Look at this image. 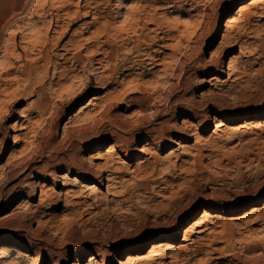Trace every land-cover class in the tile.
Segmentation results:
<instances>
[{
    "label": "rangeland",
    "instance_id": "374dc122",
    "mask_svg": "<svg viewBox=\"0 0 264 264\" xmlns=\"http://www.w3.org/2000/svg\"><path fill=\"white\" fill-rule=\"evenodd\" d=\"M250 1H24L0 30V241L39 264H264V126L241 128L264 122V4L237 15ZM231 17L243 46L221 43ZM109 147L121 161L102 173L90 157ZM176 233L184 251L147 258Z\"/></svg>",
    "mask_w": 264,
    "mask_h": 264
},
{
    "label": "bare ground",
    "instance_id": "6f19581e",
    "mask_svg": "<svg viewBox=\"0 0 264 264\" xmlns=\"http://www.w3.org/2000/svg\"><path fill=\"white\" fill-rule=\"evenodd\" d=\"M6 1V9L2 15V17L0 18V30L3 29H12V22L13 20L18 16L19 13L21 12H25V3L24 1L27 0H5ZM34 3H38V0H33ZM264 0H251L250 2H248L247 4L242 5L241 7H239L238 16H246L248 18V20L252 19L251 17L254 15L258 14V6L260 4H264L263 3ZM28 3V2H26ZM30 4V3H29ZM0 6L2 7V5L0 4ZM35 7H37V5H35ZM79 7V6H78ZM88 7V6H87ZM59 10V9H58ZM21 13V14H23ZM27 13V12H25ZM79 13V12H77ZM1 15V14H0ZM131 15H129L130 17ZM61 17V16H60ZM132 20V19H131ZM238 20L236 17H231L229 19V21L227 22L226 25V31L222 37V41L221 43L224 44H231L234 43L236 45L239 46H243L242 44H244L245 40L243 41L244 37H233L232 35V29L233 27H236ZM249 22V21H248ZM130 22H127L126 26H124L123 28H125V30H128L131 25ZM158 27V24H157ZM159 28V27H158ZM157 29V28H156ZM24 31V30H23ZM154 31V30H153ZM170 32V31H169ZM94 33V32H93ZM156 33V32H155ZM92 34V33H91ZM240 37V38H239ZM58 38V37H57ZM34 43L40 44V45H44L45 42L39 39H34ZM5 41V40H4ZM80 41V40H79ZM81 42V41H80ZM30 46V45H29ZM34 46V45H33ZM45 46V45H44ZM172 46V45H171ZM32 47V46H31ZM67 47V46H66ZM13 48V47H12ZM179 48V47H178ZM44 52V51H43ZM174 52V51H173ZM5 56L7 57V55L9 54V49L8 47L5 49L4 51ZM242 53V52H241ZM46 54V53H45ZM40 55L42 56L43 54L40 52ZM47 55V54H46ZM173 55V54H172ZM48 57V56H46ZM61 58H64V55H60ZM79 57V56H78ZM48 59V58H47ZM165 59V58H164ZM64 60V59H63ZM234 63V62H233ZM217 65V64H216ZM163 68H166L165 63L163 62L161 65ZM232 67V66H231ZM235 69V68H234ZM115 70V69H114ZM232 70V69H231ZM213 81V79L211 80ZM105 95V94H104ZM102 98V97H101ZM109 98V97H108ZM99 97H92V99H90L85 105H83L82 107H80V109L77 111V113H75L73 115V117L71 119H79L82 115H84L91 106H95L94 104L95 101H98ZM101 101V100H100ZM99 101V102H100ZM108 101V100H107ZM92 109V108H91ZM188 121L185 120L183 122L184 126H190L187 123ZM264 126V122L260 123L259 121H246L242 124L241 128H245L248 129L249 127L253 126V125H261ZM15 125H17L15 123ZM14 125V126H15ZM224 127L222 121H218V123L216 124V131L214 132V135H217V132ZM185 128V127H184ZM256 128V127H255ZM183 131V130H182ZM6 139V137H3V141L1 143L0 146V151H2L3 149V144H4V140ZM14 144H17L18 142V137L14 136ZM163 140H168L169 141V137L167 136H162ZM179 148L181 147V144L179 143H175ZM16 146V145H15ZM21 148V147H20ZM141 152L144 154V156H147V154L149 153V149H148V145H146V147L144 149L141 150ZM17 154H19V149H17V147H14L13 152H12V156L15 157ZM90 160L92 161H99V160H104L105 164L104 165H96L95 168H97V170L99 172H110L113 173L114 172V168H116L117 165L120 164L121 161V157L117 154L116 150L114 147H109L107 148L105 151H103L102 153H98L96 155V157H90ZM149 159H146V157L143 159V162H147ZM9 164V162H7ZM137 164V165H136ZM141 164V163H140ZM131 166H135V169H139L140 165H138V163L132 164ZM149 166V165H148ZM141 170V169H140ZM67 175H62L59 178L60 179H64ZM74 186L77 187H83L84 189L86 188L89 191H96V186L93 184H83L77 177L72 178L71 179ZM94 191V192H95ZM260 210L258 207H253L250 211L243 213L240 217L236 218V220L238 221V223H243L245 222L249 216L255 214V213H260ZM260 215V214H259ZM48 216V215H47ZM262 216V215H261ZM211 214L209 213V211H205L202 215V217L199 219V221L195 222L193 225H191V227L189 229L186 230L185 234L183 235V241L182 243H186L189 242V234L191 232H193V230L197 229V228H201L204 223H206L207 221H209V219H211ZM264 217V216H263ZM234 219V218H233ZM235 220V221H236ZM234 221V222H235ZM236 223V222H235ZM210 228L209 230L213 233L214 232V222H210ZM232 224V223H231ZM209 233V232H208ZM215 233V232H214ZM213 233V234H214ZM197 241H200L202 243V241L206 240V237L203 236V231H198L197 233ZM206 234V233H204ZM208 235V234H207ZM210 237V235H209ZM177 238H179V233H176L174 235V238L169 239V240H165V241H160L158 243H156L155 245H153L151 247V249L148 251L147 253V258H154L158 255H161L163 253H170L174 250L175 247H177L176 245H174L175 242H177ZM0 264H39L40 260L34 258L33 256H31L29 253H27L23 248H21L20 246L14 245L13 243H11L10 241H0ZM196 242V241H195ZM185 246L182 247H177L178 251H184L185 249L183 248ZM188 247V246H187ZM81 258L83 259V255L81 256ZM135 258V257H134ZM134 258L132 257V255H128L127 259H125L124 261H122L120 264H131L134 260ZM86 264H98L96 258L94 256H88L87 260H86Z\"/></svg>",
    "mask_w": 264,
    "mask_h": 264
}]
</instances>
